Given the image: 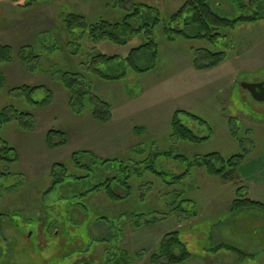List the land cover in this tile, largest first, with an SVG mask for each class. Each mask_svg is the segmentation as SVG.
Instances as JSON below:
<instances>
[{"label": "rangeland", "instance_id": "rangeland-1", "mask_svg": "<svg viewBox=\"0 0 264 264\" xmlns=\"http://www.w3.org/2000/svg\"><path fill=\"white\" fill-rule=\"evenodd\" d=\"M106 1L0 0V45H9L14 51L13 59L0 65L5 76L0 106L11 102L7 91L20 85H45L54 98L50 105L43 107L26 101L25 105L16 104L21 110L32 113L31 131L22 130L14 123L2 131L16 148L19 161L14 168L0 160V171H10L0 175V184L13 188L0 198V213L10 214L1 219L0 264H78L85 262L92 253L89 242L93 231L96 235L102 234L108 229V222L101 227L91 225V228L87 220L72 224L62 212L66 206L64 199L56 201L61 196V189L43 196L49 186L51 166L63 162L72 170L71 154L84 150L100 159L117 158L129 163L142 161L139 165L141 174L135 175L133 180L141 181L147 175V179L153 181L151 186L141 187L145 193L150 192L148 195L138 190V182L133 184L132 195L135 198L128 203L124 200L109 202L104 193L90 194V210L113 221L125 220L126 215L130 218L131 214L125 212L132 208L150 212L156 205L168 202L164 200L169 196L164 194L169 191L166 184L153 178L161 176L144 167L155 161L154 169L164 171L163 179L169 181L173 174L187 168V162L159 156V152H181L188 158L213 151L227 158L234 154L245 155L238 168L239 178L234 181L209 176L204 170H193L181 180L185 192L183 197L197 201L196 217L181 222L168 218L141 229H132L124 224L123 244L131 252H146V256L134 264H149L147 256L156 249L162 235L179 229L180 238L186 241L187 249L193 254L182 264H264V210L245 208L230 211L231 201L243 196L264 204V101L255 100L242 87L243 82L264 81V16L255 22L238 24L226 30V36L212 47L223 50L226 58L213 69L195 70L189 58L190 46L209 44L181 38L166 42L161 37L159 58L150 71L129 72L120 81L93 78L94 91L111 105L112 119L101 122L91 118L87 105L81 114L69 108L68 93L55 80L49 66L64 60L68 54L69 47L60 21L61 11L78 12L87 19L99 16L110 20L120 18L122 13L106 6ZM136 1L156 6L160 16L166 18L184 0ZM242 1L249 3V0ZM213 3L216 4V7L212 5L216 12L229 18L244 13L232 0H213ZM138 43L140 40L134 39L125 47L103 42L99 49L105 54L124 56L130 46ZM31 44L46 54L44 61L49 63L43 61V69L27 71L15 57L20 47ZM70 60L73 63L80 61L79 57ZM44 96L41 89L33 98L41 100ZM176 110L205 119L208 124L178 113L183 124L197 136L207 138L194 144L171 137L170 124ZM50 129L65 131L66 145L48 148L45 134ZM86 158L81 157V160L86 162ZM13 171L21 173V176ZM96 182L88 179L85 185L79 183L76 186L86 188ZM240 186L241 189L237 190ZM118 193L122 196L126 190ZM64 195L72 197L73 194ZM120 213L122 217H119ZM48 216L58 220L49 228ZM197 221L196 225L184 229L187 224ZM87 244L89 250L85 251ZM228 248H237L245 256L240 259ZM102 253L103 247L97 246L90 258H101Z\"/></svg>", "mask_w": 264, "mask_h": 264}, {"label": "trees", "instance_id": "trees-1", "mask_svg": "<svg viewBox=\"0 0 264 264\" xmlns=\"http://www.w3.org/2000/svg\"><path fill=\"white\" fill-rule=\"evenodd\" d=\"M232 1L236 2L239 11L244 12L234 18L216 12L212 6L216 5L213 0H184L182 5L166 18L160 16V10L156 6L136 0H107L106 6H111L122 13L121 17L115 20L103 16L87 19L78 12L62 10L60 21L67 39L66 45L69 47L68 54L64 56V60L57 61V64L47 65V69L49 66L50 71L55 74V80L67 91V103L72 111L81 114L87 105L91 118L107 122L112 119L111 105L94 91L91 82L93 78L101 81H120L129 72L150 71L155 67L159 58L161 37L166 42H175L181 38L209 44L210 46H190L191 56L189 58L190 64L195 70L213 69L225 61L226 53L212 47L219 39L226 36V30L232 29L238 24L255 22L264 16V0H254V2L249 0L248 4L243 3L242 0ZM254 6L256 8L249 9ZM134 39L140 40V43L130 46L124 56L105 54L99 49L103 42L126 47ZM85 41L91 45L85 44ZM45 55L31 44L20 47L15 57L27 71H36L43 69ZM13 57V48L9 45H0V65L11 61ZM75 57H79L80 61L73 63L70 59H75ZM4 85L5 76L0 70V92L4 90ZM41 89L44 90L45 96L41 100H35L33 96ZM7 93L11 102L0 106V160H4L16 168L19 161L18 152L3 136L2 131L12 123L18 125L22 130L31 131L34 120L32 113L21 110L16 104L25 105L26 101L32 105L43 107L50 105L54 98L52 91L45 85H20L9 89ZM178 113L198 119L200 123L208 124L205 119L193 113L176 110L170 124L171 137L194 144L207 138L197 136L183 124L178 118ZM67 141L66 132L60 129H50L45 134V144L50 149L62 147L66 145ZM157 155L187 162V168L177 175L173 174L169 181H165L163 179L165 172L154 169L155 161H151L145 166L144 168L154 173L157 172L161 176L153 178L166 184L165 187L169 191H165L164 194L167 193L169 196H166L164 200H168V202L162 206L156 205L150 212L139 210L138 207L132 208L130 212H125L131 214L130 218L129 215H126L125 220L113 221L103 214L93 212L88 206V196L93 193H104L109 202L116 203L124 200L128 203L132 198H135L132 193L136 182H138V190L145 193L141 187H148L149 184L151 186L153 181H149L147 175L141 181L133 180L135 175L141 174L139 165L142 161L129 163L117 158L100 159L94 153L84 150L71 154L72 170L63 162H57L51 166L49 186L43 196H49L57 188L61 189V196L56 201L64 199L66 206L62 212L72 224H81L85 220L90 228L91 225L101 227L105 226L107 222L109 224L106 225L108 229L102 234L96 235L93 231L92 239L89 242L92 246V253L84 260L85 262L78 264H97L98 261L99 264H134L135 261L143 259L146 256L144 250L131 252L125 248L123 244L124 224L132 229H141L154 226L168 218L181 222L196 217L198 214L197 201L191 197H183L185 192L182 179L188 177L193 170H204L209 176L219 177L224 181H234L239 178L238 168L245 157L243 154H234L227 158L217 151L194 155L192 158H188L181 152L172 153L171 151L159 152ZM81 157H87V161L81 160ZM140 171L145 172L144 169H140ZM8 173L10 171H5V169L0 171V175ZM12 173L21 174L14 171ZM88 179H95L97 182L86 188L76 186L79 183L85 185ZM71 187L73 188L71 189ZM241 187H238L237 190H240ZM12 189V186L0 184V198ZM124 190L126 193L121 196L118 192L122 193ZM68 192L73 194L72 197H65L64 194L68 196ZM149 193L147 191L145 195ZM245 208L260 211L264 210V204L246 196L236 198L230 203V211H239ZM52 213L54 215V212ZM6 216H10V214L0 213V235L3 234L1 219ZM119 217H122V213ZM48 218L50 217L46 218L48 228L55 221L58 222L55 218L47 220ZM197 223L198 221L187 224L184 229ZM86 246L83 249L85 251L89 250L88 244ZM97 246L103 247V253L101 258L92 259L90 256L94 255V249ZM218 248L217 246L216 249ZM227 250L240 259L245 256L237 248H228ZM192 256L193 254L187 249L186 241L180 238L178 229L164 233L156 249L147 256V260L149 264H182Z\"/></svg>", "mask_w": 264, "mask_h": 264}, {"label": "water", "instance_id": "water-1", "mask_svg": "<svg viewBox=\"0 0 264 264\" xmlns=\"http://www.w3.org/2000/svg\"><path fill=\"white\" fill-rule=\"evenodd\" d=\"M242 87L248 90L255 100L264 101V81L255 83L243 82Z\"/></svg>", "mask_w": 264, "mask_h": 264}]
</instances>
